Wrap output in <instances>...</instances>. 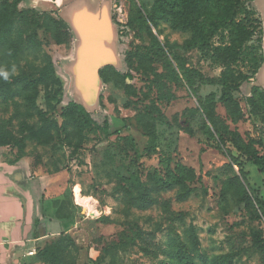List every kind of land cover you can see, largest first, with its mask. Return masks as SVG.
<instances>
[{
  "label": "rangeland",
  "instance_id": "1",
  "mask_svg": "<svg viewBox=\"0 0 264 264\" xmlns=\"http://www.w3.org/2000/svg\"><path fill=\"white\" fill-rule=\"evenodd\" d=\"M16 1L0 5V150L8 161L31 159L38 174L51 176L62 215L83 222L78 238L42 241L27 264H264V210L252 191L264 174L241 161L249 201L235 182L240 167L215 149L201 153L205 138L179 130L187 127L183 110L198 106L188 84L202 97L219 98L223 83H236L233 95L241 97L240 85L260 68L261 22L250 1L232 8L237 27L211 33L209 19L207 47L189 49L197 0H162L175 7L185 31L154 16L155 0H117L124 62L118 71L132 78L113 79L102 112L77 123L66 117L72 86L61 67L71 51L69 30L57 15ZM50 63L56 80L39 82ZM256 96L264 114V91ZM159 110L169 127L154 121ZM217 114L225 117L220 105ZM199 125L194 120L189 129L198 132ZM236 128L264 141V120L251 116ZM167 168L172 187L156 191L154 177ZM145 195L148 205L139 199ZM85 199L96 203L98 216L83 208ZM139 232L151 237L134 242ZM155 249L158 258L149 256Z\"/></svg>",
  "mask_w": 264,
  "mask_h": 264
},
{
  "label": "crops",
  "instance_id": "2",
  "mask_svg": "<svg viewBox=\"0 0 264 264\" xmlns=\"http://www.w3.org/2000/svg\"><path fill=\"white\" fill-rule=\"evenodd\" d=\"M20 6L57 15L68 25L71 51L61 67L72 86L71 102L90 114L102 112V94L108 84L100 72L106 67L123 69L124 65L117 0H22ZM254 9L262 25L263 63L251 83L242 85L243 101L253 86L264 89V0H255ZM263 182L264 175L252 185L261 197ZM54 186L51 176L37 173L31 159L10 162L0 150V264H27L31 257L28 252L42 241L62 234L75 239L83 232V222L77 217L58 216L55 203L60 199L52 198Z\"/></svg>",
  "mask_w": 264,
  "mask_h": 264
},
{
  "label": "trees",
  "instance_id": "3",
  "mask_svg": "<svg viewBox=\"0 0 264 264\" xmlns=\"http://www.w3.org/2000/svg\"><path fill=\"white\" fill-rule=\"evenodd\" d=\"M8 0H1L0 5ZM203 1V2H202ZM243 0H197L198 2V9L193 10L191 17V23L189 26L193 32V38L187 43V47L189 49L200 48L204 49L207 47V39L205 35L207 20H211L209 24H211V33H215L222 27L231 28L232 26L237 27L238 23H236V18L239 13H232V8L240 7ZM251 8H254V1L249 0ZM17 3H21L22 0H17ZM171 5H165L162 0H155L153 6V13L157 19H165L170 20L172 26L176 30L185 31L186 27L184 28L179 21L175 20V14L173 5L171 9H168ZM33 11V10H30ZM36 12V11H34ZM256 12V11H255ZM39 13V12H38ZM257 13V12H256ZM51 14V13H46ZM53 15V14H51ZM200 16H203L204 21L199 22ZM61 19V18H60ZM62 20V19H61ZM63 21V20H62ZM64 22V21H63ZM190 22V21H189ZM261 22V21H260ZM66 24V23H65ZM69 33H70V42L72 41V35L68 25H66ZM261 40H262V25H261ZM121 35L123 36V32L121 30ZM228 49V48H226ZM162 51V49L160 48ZM261 50H262V42H261ZM263 54V52H262ZM263 63V56L262 62ZM260 65V67H261ZM259 70V69H258ZM101 77L105 84H110L113 79L122 78L123 80H130L132 77L130 74H121L118 70L106 67L101 70L100 72ZM253 79V78H252ZM251 79V80H252ZM50 80L55 81V73L53 65L50 63L44 69H42L39 73V82H49ZM250 79H245L244 83H251ZM240 85V93L241 87L244 84ZM223 87L222 95L217 98L215 93H209L205 97H202L195 92L194 85L188 84L187 90L190 93L189 95L196 99L198 106L195 107H186L181 117L184 119L185 123H187V127L183 129H179L189 137L203 136L205 138V146L201 148L200 152L205 153V148H211L217 150L219 153L223 154L227 159L231 161V163L236 164V166H241V161L245 163H251L257 167V169L264 174V141H254V139L250 136H243L236 126H238L242 122H246L252 116L254 119L264 120V114H262V109L259 106V100L257 99V93L259 91H264V89L253 86L252 93L249 97H246L244 101L240 97H234L233 90L236 88V83L228 85L227 83H223L221 85ZM125 94L128 96L130 95L127 90H125ZM173 99H169L167 102L169 103ZM242 102L245 103L247 107V112L244 111L242 107ZM220 105L225 110V117L217 114V106ZM159 117L158 119H154L157 124H161L163 126H170V122L166 116H164L161 111L159 110ZM66 113L68 118L72 119L74 122L77 121H84L90 119L91 115L88 113L84 107L71 102L67 108ZM199 119L200 125L198 132L189 129L190 125L193 123L194 120ZM233 125L235 128L231 127ZM104 134L109 135L108 123H106L104 128ZM116 134V132L114 133ZM154 136V133L149 130L148 136ZM155 139V137L153 138ZM204 142V141H203ZM231 145V146H229ZM21 160V159H20ZM19 160H14L10 162H17ZM184 171L190 170L194 175L195 172L193 169H187L181 167ZM240 177H235V182H237L241 188L245 190L247 194V189L242 184L240 178L243 180L248 179L249 173L244 170L243 167L238 168ZM149 176V175H148ZM169 176H172L171 168H167V172L164 176L158 174L155 175V179L157 180V184L155 185L156 191H164L172 186L170 185ZM166 178V179H164ZM140 183V182H138ZM142 184V183H141ZM142 186V185H141ZM145 186V187H144ZM146 190V185L143 184L142 186ZM254 192V201L256 206L263 211L264 210V199L258 193V190L252 189ZM145 195L143 198H139L140 200H144L143 205H148L146 200L148 198ZM248 196V194H247ZM248 200L252 201V198L248 196ZM59 202V201H58ZM56 202V207L58 208V216L61 217L62 215V205ZM142 208H147L144 206ZM98 223H105L103 222V218L97 220ZM72 239L73 237L68 234H62L60 237ZM151 237V234H144V233H136L135 238L133 239L134 242L137 240H145ZM74 239V238H73ZM160 252L158 249H155L149 256L153 258H158ZM182 259H184V255H182Z\"/></svg>",
  "mask_w": 264,
  "mask_h": 264
},
{
  "label": "bare ground",
  "instance_id": "4",
  "mask_svg": "<svg viewBox=\"0 0 264 264\" xmlns=\"http://www.w3.org/2000/svg\"><path fill=\"white\" fill-rule=\"evenodd\" d=\"M83 208L90 213V215L96 217L99 215L97 208H96V203L91 200V199H85L84 201L81 202Z\"/></svg>",
  "mask_w": 264,
  "mask_h": 264
},
{
  "label": "built area",
  "instance_id": "5",
  "mask_svg": "<svg viewBox=\"0 0 264 264\" xmlns=\"http://www.w3.org/2000/svg\"><path fill=\"white\" fill-rule=\"evenodd\" d=\"M35 254H36L35 249H32V250H30V251L28 252V255H29V256H34Z\"/></svg>",
  "mask_w": 264,
  "mask_h": 264
}]
</instances>
